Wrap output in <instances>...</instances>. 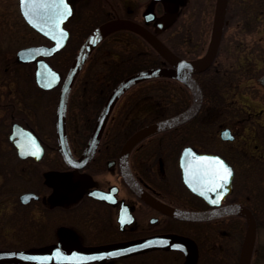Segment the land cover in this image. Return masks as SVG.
Masks as SVG:
<instances>
[{"label":"flooded vegetation","instance_id":"af4514ba","mask_svg":"<svg viewBox=\"0 0 264 264\" xmlns=\"http://www.w3.org/2000/svg\"><path fill=\"white\" fill-rule=\"evenodd\" d=\"M70 1L74 14L66 24L70 33L68 42L63 49L45 57L61 75L58 84L46 89L37 83L35 77L37 60L26 62L20 59L17 55L18 50L13 57L0 53L2 54L0 82L5 80V83L12 84L9 92L0 96V134L5 137L7 145L5 149L0 148V197L18 195L19 201L15 208L38 211V220L44 224V227L39 226L36 232L43 241L39 246L57 243L71 247L99 246L159 236L169 237L168 240L155 244L153 248L139 252L115 254L86 262L67 261L52 264H188L192 261L193 255L192 264H221L219 256L221 229L236 225L234 222H228L229 215L211 220H186L170 215L159 204L150 203L147 198L134 191L125 179L124 170L127 160L137 182L152 198L165 205L188 211L215 209L219 205H211L207 199L192 191L183 180L180 155L184 147L192 146L196 152L222 156L233 167V187L221 200L220 206L239 202L233 198V195L238 172V156L244 153L238 154L236 149L227 146V141L235 139V133L230 125L221 123L220 129L207 127L204 123L206 115L202 118L206 106L212 103L219 107L224 105L222 91L235 82L234 72L225 67L220 59L224 35L228 31L227 24L231 18L229 6L233 0H228L224 33L215 59L206 68L192 72L203 92L200 111L182 124L141 138L132 146L125 158L124 145L135 132L155 121L180 113L189 107L193 100L192 89L180 79L170 76H165L166 79L161 77L144 79L129 87L118 99L92 157L79 167L69 165L63 156L58 110L60 92L68 70L62 68L66 59L63 55L70 47L75 31L72 23L79 19L78 15L83 16L84 12L88 14L90 7L89 4L87 6L82 4L79 8V2L83 0ZM234 1L249 5L251 15L255 7L257 8L256 18L252 22L256 26L259 14H264V0ZM157 2L159 5L164 4L167 9L165 0H156L154 3L151 2L150 6L155 7ZM181 5L178 16L185 11L187 13L189 7L193 6L191 0ZM203 8L204 6L195 9L197 12L200 10L198 14H201ZM114 11L112 14L111 11L107 13L106 20L118 16L126 17L156 32L152 27L153 22L145 20L146 12L142 14L129 11L119 15L116 10ZM152 11L156 14L155 20L158 19L157 11ZM32 31L35 33L34 30ZM40 37L43 42L38 45L53 43L42 35ZM172 50L185 59L203 56L207 51L202 54H190L183 50L186 57ZM261 53L264 55V50H261ZM154 66L173 67L165 59L162 60V64ZM263 75L264 72L260 76L261 80ZM168 81L170 84L166 86L159 88L156 85L158 82ZM173 81L177 82V85L174 86ZM178 86L182 89H178ZM76 89L77 80L67 98L64 128L70 153L74 159H79L88 145L108 96L102 105H97L95 108V96L92 95V99L84 100L80 98ZM158 89L165 92L157 94ZM144 101L151 102L157 107L156 111H152L156 116L150 118V116L133 115L127 120V113ZM169 103H171L169 112L165 114L162 108ZM116 107L122 108L117 114L114 113ZM85 108L87 110H84ZM126 108L127 111L124 112ZM84 117L86 119L82 121L83 125L81 122V125H78L76 120H82ZM18 125L37 139L38 143H34L38 148L40 146V152L42 151L40 158L30 154L23 156L15 141L14 131L15 126ZM226 134L232 138H227ZM171 161L176 163V170L180 176L177 178L175 176L176 179L169 174V169L166 167ZM211 186L208 183V188ZM222 189L210 191L213 200L217 199ZM97 190L102 193H95ZM27 192H33L37 196L23 201L21 196ZM52 214L53 217L48 218ZM47 220L55 222L54 231L49 232V229L45 228ZM208 228L214 232L208 231ZM48 233L52 238L47 239ZM33 235L34 233L31 234Z\"/></svg>","mask_w":264,"mask_h":264},{"label":"rangeland","instance_id":"374dc122","mask_svg":"<svg viewBox=\"0 0 264 264\" xmlns=\"http://www.w3.org/2000/svg\"><path fill=\"white\" fill-rule=\"evenodd\" d=\"M155 1L83 0L79 2V8L82 4L85 6L89 4L90 10L88 14L84 12L83 16L78 15L77 18L79 19L72 23L75 31L71 38L70 47L65 50L63 55L64 57L66 56L62 67L63 70L69 68L86 36L96 26L106 20L109 11L112 14L115 12L114 10L119 15L129 13V11L143 14L146 11L155 10L158 13V19L152 24L155 30L164 28V25L170 23L169 26H173L168 32L170 38H173L174 41L175 38L180 39L179 45L183 50L188 51L190 54H202L207 50L211 40L217 0H191L193 6L189 7L187 13L185 11L180 16L178 15L180 14L181 4L183 2L187 4L190 0H168L172 4V9L169 11L164 4L159 5L158 2L155 7L150 6V3ZM201 6H204V8L203 11L201 10V14L198 15L200 10L197 12L195 8ZM81 17L82 19H80ZM256 21L255 26L252 24L253 20L250 19L248 22L250 28L248 29L243 27L244 23L242 21H238L234 27L226 31L220 59L225 64V67L232 69V73L234 72L233 80L235 82L231 83L232 85L229 84L222 91L224 105H221V107L214 104L206 106L202 118L206 115L204 123L207 127L220 129L221 123L232 127L235 139L227 141V146L236 149L238 154L244 153L246 158L254 159L258 169V171H254V175L258 177L256 187L264 194V142L259 131L260 129L264 130V82L260 79L264 72V55L261 53V50H264V14H259ZM169 40L172 41L171 39ZM42 42L43 39L40 35L37 32L34 33L23 20L19 8V0H0V53L3 52L8 57H13L19 48ZM131 48V44L125 37H111L99 51L94 52L90 56L81 75L88 69L87 67L95 66L101 68L105 64V61L102 60L103 58L110 59V57H113L120 59L121 53L128 52ZM1 56L2 54H0V59H2ZM77 83L76 91L78 90L77 93L80 98L85 100L92 99L95 96L93 93L90 94L91 83L86 86L84 84L82 89L79 81ZM11 87V82L5 83V80L2 83L0 82V96L7 94ZM170 105L171 103L167 106L164 105L165 108H162L165 110V114L169 112ZM121 109V107H116L114 113L117 114V111ZM158 109L160 110V108ZM84 110H87V108ZM89 110L90 107L88 108ZM156 110L157 107L152 105L151 102L144 101L140 106L134 107L127 113V120L133 115L150 116L152 118L156 116L152 111ZM123 111L126 112L127 108ZM85 119L84 117L82 120H76V122L79 125ZM6 147V139L0 134V148L5 149ZM175 164V162L171 161L166 166L173 178L179 176ZM18 201V195L0 197V249H8L4 246L9 245L33 246L43 243L36 233L39 226L40 228L44 227L42 221L38 220V211L20 207V209L15 208ZM49 217H53V214L49 215ZM54 225L55 222L52 223L47 220L45 228H48L49 232L54 231ZM245 229V220H241L238 225L221 229L219 239L221 264H236ZM207 230L214 232L209 228ZM32 233H34L33 236H31ZM46 236L47 239H50L51 234L48 233ZM252 264H264V221L258 226V236Z\"/></svg>","mask_w":264,"mask_h":264},{"label":"water","instance_id":"95a60500","mask_svg":"<svg viewBox=\"0 0 264 264\" xmlns=\"http://www.w3.org/2000/svg\"><path fill=\"white\" fill-rule=\"evenodd\" d=\"M165 1L167 10H171L172 4L167 0ZM64 4L71 9L70 15H62L65 8L64 5L59 3V0H43V2H41V0H36L35 3L33 0H19L21 13L28 24L37 32L53 41V44L51 45H31L21 48L17 52L18 57L26 62L37 60V68L35 71L36 81L41 87L46 89L52 88L58 84L61 79L60 73L50 65L45 57L61 50L67 43L69 31L66 29L65 23L73 16V5L70 0H64ZM227 4L228 0L216 1L210 44L203 56L194 59H185L179 56L160 38L158 31L153 32L144 24L126 17L118 16L108 19L96 26L87 35L66 73L60 92V106L58 110L59 136L61 137L60 141L62 143L61 150L63 156L69 165L76 167L83 166L92 157L116 102L129 87L144 79L159 76H170L180 79L187 83L192 89L193 100L191 105L180 113L155 121L135 132L124 145L123 155H125V158H127V154L132 146L141 138L148 134L182 124L194 117L200 111L203 104V92L201 86L193 77L192 72L206 68L215 59L224 33ZM155 18V12L152 10L146 11V21H155ZM118 30H131L141 35L167 62L171 63L173 67L153 66L144 68L129 74L118 82L109 93L107 100L99 113L85 151L79 159H74L67 144L64 128L65 108L69 92L96 46L108 35ZM58 42L61 45L59 47ZM262 81L264 82V75ZM15 127V141L19 150L24 153L23 156H26L29 151L34 150L31 147L32 142L38 143V141L31 133L25 131L21 126L18 125ZM226 137L232 138L228 134ZM41 153L42 151L40 152L39 158ZM199 157L219 158L232 170V176L229 182L222 189L223 191L217 195V198L219 197L218 203H212L213 199L208 188V181L211 180V177L203 174L207 170V165L202 162L198 163ZM180 167L185 184L196 194L207 199L211 205H219L217 208L204 211H188L177 209L155 200L134 178L127 164V160L124 175L127 183L134 191L147 198L150 203H153L154 205L159 204L166 213L178 218L186 220H209L228 214L243 216L246 220V229L241 244L238 264H251L258 234V224L255 214L248 206L241 202H234L220 206L221 200L232 190V180L234 176L233 167L222 156L199 153L196 152L192 146H186L183 148L180 155ZM95 193L100 194L102 192L97 190ZM36 196L37 195L33 192H27L21 197L23 201H27L31 197ZM168 239V236H159L157 238L101 246L87 247L75 245L71 247L64 243H57L27 250L0 249V264H50L67 261L86 262L96 259H104L115 254L124 255L151 249L155 244L162 241L164 242ZM191 260L192 261L188 262V264H192L194 255Z\"/></svg>","mask_w":264,"mask_h":264},{"label":"trees","instance_id":"16d2710c","mask_svg":"<svg viewBox=\"0 0 264 264\" xmlns=\"http://www.w3.org/2000/svg\"><path fill=\"white\" fill-rule=\"evenodd\" d=\"M231 18H229V22L227 24V29L234 27V25L238 21H242L244 23V28H250L249 25V16L252 20H255L257 12V8L255 7L253 15H251L249 11V5L242 4L239 1H234L229 6ZM180 13V12H179ZM200 15V14H198ZM197 20L198 17H196ZM180 21V20H179ZM167 24L163 30L160 32V37L176 52L181 55L186 56V53L183 51L179 42L180 39L170 38V30L172 27ZM113 36H123L127 39V41L131 44V49L128 52L121 53L122 56L120 59H116L113 57L103 58L105 64L99 67H87L88 69L84 72L83 75L77 79L79 81L80 87L85 86L88 83H91L90 94H94V102L95 108L97 105H102L105 98L108 96L112 88L125 76L136 72L142 68L154 65L162 64L163 57L157 52V50L152 47L144 38L133 31L129 30H120L106 39H104L96 48L95 52L99 51L104 44L107 43V40ZM171 39L172 41H170ZM99 54V53H98ZM187 57V56H186ZM166 79V77H161ZM78 84V83H77ZM170 84V82H158L156 85L160 88L161 86H166ZM174 86L177 85V82L172 83ZM178 89H182L181 86L177 87ZM78 91V90H77ZM165 92V90L158 89L156 91L157 94ZM213 104V103H212ZM260 136L264 142V130H259ZM244 154L238 156V172L235 181V192L233 198L239 202L244 203L254 212L258 226L261 225L264 221V194H262L261 190L256 187L257 175H254V171L257 170V164L254 162L253 158H246ZM254 184V185H253ZM228 222H234L236 225L243 220V218L239 215H229ZM21 246V247H19ZM9 245L4 246L5 248H14V249H27L34 246L39 245Z\"/></svg>","mask_w":264,"mask_h":264},{"label":"snow or ice","instance_id":"6c2138e0","mask_svg":"<svg viewBox=\"0 0 264 264\" xmlns=\"http://www.w3.org/2000/svg\"><path fill=\"white\" fill-rule=\"evenodd\" d=\"M33 2L35 3L36 0H33ZM41 2H43V0H41ZM59 3L64 5V8H65V11L62 15L63 16L70 15L71 9L68 8L66 4H64V0H59ZM59 46H61V45L58 42V47ZM31 147L34 150L29 151L27 154H30V155H33V156H36L37 158H39L40 149L35 145L34 142L32 143ZM22 154H24V153H22ZM200 162L207 165V170L203 174L205 176L211 177V180L208 181L212 185L209 188V191L215 192L217 189L224 188L232 176V170L227 165H225V163L222 160H220L219 158L199 157L198 163H200ZM218 200H219V197L216 200H213L212 203H218Z\"/></svg>","mask_w":264,"mask_h":264}]
</instances>
